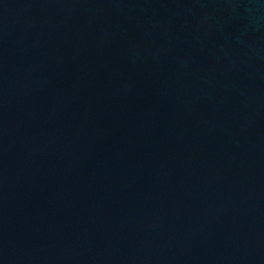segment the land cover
I'll use <instances>...</instances> for the list:
<instances>
[{
    "label": "water",
    "instance_id": "95a60500",
    "mask_svg": "<svg viewBox=\"0 0 264 264\" xmlns=\"http://www.w3.org/2000/svg\"><path fill=\"white\" fill-rule=\"evenodd\" d=\"M0 264H264V0H0Z\"/></svg>",
    "mask_w": 264,
    "mask_h": 264
}]
</instances>
